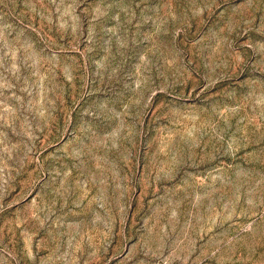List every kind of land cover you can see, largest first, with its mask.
Instances as JSON below:
<instances>
[{"label": "rangeland", "instance_id": "rangeland-1", "mask_svg": "<svg viewBox=\"0 0 264 264\" xmlns=\"http://www.w3.org/2000/svg\"><path fill=\"white\" fill-rule=\"evenodd\" d=\"M0 264H264V0H0Z\"/></svg>", "mask_w": 264, "mask_h": 264}]
</instances>
